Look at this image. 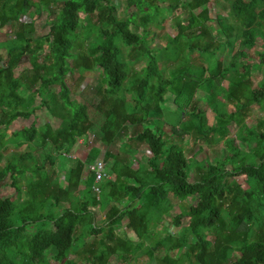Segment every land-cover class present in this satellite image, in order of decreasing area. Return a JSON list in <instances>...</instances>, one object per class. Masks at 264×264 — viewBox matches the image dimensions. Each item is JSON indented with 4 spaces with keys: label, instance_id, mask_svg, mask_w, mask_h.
Wrapping results in <instances>:
<instances>
[{
    "label": "trees",
    "instance_id": "obj_1",
    "mask_svg": "<svg viewBox=\"0 0 264 264\" xmlns=\"http://www.w3.org/2000/svg\"><path fill=\"white\" fill-rule=\"evenodd\" d=\"M56 2L0 0V31L10 26L15 39L0 47V183L8 179L18 197L0 196V264H110L112 257L120 264L142 257L147 264H264V51L248 54L257 39L264 49V0H216L227 13L216 17L211 0H127L132 14L113 0H65L49 34L35 38L26 16ZM171 17L178 33L155 45L152 28ZM25 60L29 69L16 76ZM96 71L95 104L71 100L68 76L77 73L81 83ZM41 109L60 122L57 129L32 124L7 133ZM89 132L107 147L118 144L104 153L113 165L98 195L87 167L100 150L91 147L82 162L71 157ZM189 142L198 149L186 157ZM140 146L151 153L145 161L135 155ZM204 146L213 162L196 159ZM7 148L23 151L6 158ZM94 207L104 214L100 222ZM124 220L134 239L121 229Z\"/></svg>",
    "mask_w": 264,
    "mask_h": 264
},
{
    "label": "rangeland",
    "instance_id": "obj_2",
    "mask_svg": "<svg viewBox=\"0 0 264 264\" xmlns=\"http://www.w3.org/2000/svg\"><path fill=\"white\" fill-rule=\"evenodd\" d=\"M65 0H57L56 3H54L53 5L49 6L48 8H44L42 6L39 7V14H35L34 12H29L28 15L22 21L24 22H33L34 25L36 26V34H35V38L36 37H42V36H47L51 30L52 24L54 22L57 21V19L59 18V15L61 14V5ZM113 4L116 6L117 10L119 12H128L129 14H132L135 9L131 8L127 10V0H113ZM211 8H212V13H213V17H216L218 14L223 15V16H227V13L218 5V3L216 2V0H211ZM211 16V17H212ZM175 17V16H172ZM169 18L162 26L160 27H153L151 30V35L154 37V42L155 45H160L161 47L164 46V42L163 40L168 38V37H174L177 33H178V29L173 25V18ZM214 27L213 31H215V26L216 24H212ZM139 32H142V30H139ZM12 30L10 26H7L5 29H3L2 31H0V47L1 44L4 41H7V43L12 44L15 42L14 37L12 36ZM258 43V46L255 49L249 50L248 54L250 57H254V53H262L264 51L262 45H261V41L259 39L256 40ZM85 46L82 43H78L77 44V49L82 50ZM237 48V47H236ZM235 48V49H236ZM45 52L44 54H47L49 52V48H45ZM0 53L5 54L6 51L5 50H1L0 49ZM195 55H192V57H194ZM255 60V59H254ZM245 63V61H242ZM164 65V69L166 70L165 73H168L173 66H170L171 64L169 62H162ZM29 69V65L27 60H25L22 65H20L17 69L14 70V73L16 76H18L20 74V72L24 69ZM98 73L99 71H96L94 76L91 78H86L83 82L78 83L76 81L77 79V73L74 74L73 77H69L67 78V86L68 89L70 90V99L75 100L77 102L80 103H85V102H89L91 104H95V102L98 100L96 95L98 92V87H99V82H98ZM262 76L261 74H254L252 75V80L254 85H257L258 82L261 80ZM217 83L219 84V88L221 89V91H225L227 88V82L224 79H219L217 81ZM169 96V95H168ZM166 96L164 105L166 107L167 110L169 111H173L174 110V105L172 103V99L171 97ZM199 95H197L196 97H198ZM221 100V102L224 101V99L221 97H217V101ZM39 102L38 100L35 102V104H33V106H38ZM255 112L257 115H259L260 110H258L257 108H255ZM91 115L93 116L94 114L91 113ZM206 116H207V120H208V124H211L213 122V118L214 115L213 113L209 110L206 109ZM253 119H250L247 121L248 125H251ZM32 124L35 125L36 129H39L40 127H43L44 125H49L52 129H57L59 127L60 122L58 120H54L51 116H49V114L46 112L45 109H41V110H37L32 116H30L27 120H23V119H19L16 120L15 122L13 121L9 126H8V130L7 133H13L17 130H19L20 128H29ZM135 129V131H140L141 128L138 126L136 128H132ZM0 130H2V127L0 126ZM164 130L167 133H170V127L168 125H164ZM236 131V126L234 124H231L229 126V132L231 137L234 136V133ZM128 135H124L122 137V141H125L127 139ZM91 147H96L100 150V154L98 159H103L104 158V153L108 150H111L112 152H117L118 149V144L110 147H107L106 145L99 143L96 140V137L94 135L93 132H89L86 136V138H82L81 140H79L78 145L76 146V148L74 149L73 153H72V158L73 159H77L80 160L81 162L85 160L87 153L89 151V149ZM203 151L202 152H197L196 153V159L197 160H202V159H207L209 162H213V154L211 152L210 148H206V146L203 147ZM198 149V146L193 145L192 142H189V144L186 146L185 148V155L186 157H190L192 154H194ZM23 151V149L20 150H15L13 148H7L6 151H4L3 155L6 158H9L13 153L16 152H20ZM216 151L218 152V154L220 156H224L225 155V151H224V147L222 145V143H220L216 149ZM137 158L140 157V159L142 161H145L146 159L151 157V153L145 148V147H139L137 154H135ZM105 163H107V168L112 167L113 165V160H103ZM107 161V162H106ZM132 167L136 168L137 167V163L134 161L132 162ZM107 171V169H106ZM63 174L60 175V178L62 179ZM190 180H192V174H190ZM243 186H245L242 183ZM0 196L3 198H9L12 201H16L17 194L15 189L11 186V182L6 179L4 182L0 183ZM190 201V200H189ZM94 213H95V219L97 222H100L104 216L103 212H101L100 209H98V207H94L93 208ZM178 213V209L176 206H174V209L171 211L170 215H176ZM169 220V219H168ZM188 220H182V226L187 225ZM121 229H123L126 233V235L128 237H130L131 239H134V234L130 231L126 229V221L124 220L122 222L121 225ZM178 228H175L174 226H170L168 227V231L176 234L178 233ZM118 232H121L120 230ZM261 240L264 242V233H262L260 235ZM86 240L83 239L82 242H85ZM75 249V246H74ZM75 251V250H73ZM170 254L172 256H174V258H177L178 253L177 252H170ZM235 256H238V254H234ZM137 264H147L148 263V259L146 257H142V258H138V260L136 261ZM110 264H120L119 261L115 258L112 257L110 260Z\"/></svg>",
    "mask_w": 264,
    "mask_h": 264
},
{
    "label": "built area",
    "instance_id": "obj_3",
    "mask_svg": "<svg viewBox=\"0 0 264 264\" xmlns=\"http://www.w3.org/2000/svg\"><path fill=\"white\" fill-rule=\"evenodd\" d=\"M87 168L89 171L94 172V182L96 184V186H94V190L96 192H99L98 184L110 178L109 173L106 171V163L103 161V159H97L93 164L89 165Z\"/></svg>",
    "mask_w": 264,
    "mask_h": 264
},
{
    "label": "clouds",
    "instance_id": "obj_4",
    "mask_svg": "<svg viewBox=\"0 0 264 264\" xmlns=\"http://www.w3.org/2000/svg\"><path fill=\"white\" fill-rule=\"evenodd\" d=\"M107 166V165H106ZM95 186H96V184H95ZM93 191H94V193H96L97 195L99 194V192H96L95 190H94V187H93Z\"/></svg>",
    "mask_w": 264,
    "mask_h": 264
}]
</instances>
